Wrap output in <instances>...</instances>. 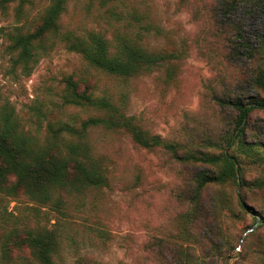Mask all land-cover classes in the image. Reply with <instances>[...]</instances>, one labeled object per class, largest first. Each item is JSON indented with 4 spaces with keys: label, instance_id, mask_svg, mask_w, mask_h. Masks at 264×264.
<instances>
[{
    "label": "rangeland",
    "instance_id": "1",
    "mask_svg": "<svg viewBox=\"0 0 264 264\" xmlns=\"http://www.w3.org/2000/svg\"><path fill=\"white\" fill-rule=\"evenodd\" d=\"M218 1L66 0L59 18L61 31L76 36L101 33L111 43V51L117 37L150 51H182L173 78H169L171 64L164 62L135 77L105 73L54 36L46 37V51H40L38 62L26 75L12 65L7 33L14 27L32 31L51 0H15L4 10L0 7V105L13 109L19 125L41 138L49 121L66 119L77 124L101 115L91 107L63 103V78L71 75L79 91L105 96L142 131L217 153L216 148L201 147L199 140L226 118L215 114L209 102L210 89L217 84L216 68L202 55L207 53L204 46L212 53L222 52L219 38L223 36L211 28L218 20L228 23L213 9ZM229 18L240 27L242 41L255 46L264 37V0H238ZM226 65L227 79H231L234 66ZM244 93L256 92L249 87ZM238 127L241 134L242 124ZM242 137L264 143V109L250 112ZM83 139L102 166L106 185L64 196L58 208L40 205L21 192L4 197L0 200V246H4L0 264H38L24 243L30 232L43 228L56 236L52 264H174L173 247L150 248L149 242L176 233L175 220L179 222L188 207L195 176L211 167L178 161L160 147H141L124 127L95 125ZM246 148L240 150L234 144L228 149L239 157V186L229 182L202 192L201 207L216 202L221 208L224 232L217 240V251L212 246L190 251L194 264H225L227 257L230 264H264V187H256L264 181V146ZM237 194L254 211L242 210ZM256 222L254 231L240 242L244 231Z\"/></svg>",
    "mask_w": 264,
    "mask_h": 264
},
{
    "label": "trees",
    "instance_id": "2",
    "mask_svg": "<svg viewBox=\"0 0 264 264\" xmlns=\"http://www.w3.org/2000/svg\"><path fill=\"white\" fill-rule=\"evenodd\" d=\"M14 1L0 0V7L4 10ZM25 1L20 0L22 3ZM237 1L219 0L215 3L213 9L228 20L227 24L218 20L211 25L215 32L219 31L223 36L219 38L222 52L212 53L204 46L207 53L202 54L216 68L217 84L210 89L209 102L215 114H224L226 118L213 133L207 129L212 134H203L205 139L201 138L199 143L206 149H218L217 153L200 149L196 143L189 148L182 141H166L156 134L142 131L132 122L131 117L120 112L105 96H95L86 90L79 91L72 76L68 75L63 78V103L91 107L101 115L91 116L77 124L66 119L49 121L41 138L19 125L13 109H9L8 105H0L1 202L4 197H15V194L21 192L40 205L52 204L58 208L64 202V196L81 194L87 188L106 185L104 170L83 138L86 131L95 125L107 128L124 127L141 147H160L178 161H198L211 167L203 169L195 176L188 207L181 214L179 222L175 220L176 233L164 238L154 237L149 242V247H173L177 253L174 264H194L190 251L196 248L204 247L203 249L208 250L212 246L217 251V240H221L224 232L222 211L216 202L203 204L201 207L202 192L211 185L229 182L238 185L235 165L239 163V157L228 152L232 145L236 144L240 150L246 146L248 150L253 145L264 146L261 141L248 142L242 137L249 124L250 112L264 109V37L255 46L242 41L240 27L229 21L230 10ZM65 2L66 0H51L32 31L22 32L19 27H14L7 33L8 51L13 55L12 65L24 74L28 75L38 62L40 51H46L43 47L46 37L54 36L64 41L68 49L80 53L90 66L105 73L124 78L135 77L164 62L171 64L173 70L169 78H173L176 60L183 56L182 51H150L138 42L122 37L115 39L114 51H111V43L101 33L88 32L86 35L76 36L71 32L61 31L59 18ZM206 17L211 19L209 15ZM205 23L209 24L210 21L206 20ZM203 43L205 45L207 40L203 39ZM238 48L242 51L239 52ZM209 54H212L211 58ZM228 63L234 66L231 79H227ZM249 87L256 92L252 96L244 93ZM240 124L241 134L233 138L236 127ZM256 187H264V181L257 182ZM236 196L242 210L246 213L249 210L254 211L246 206L241 194ZM253 231L254 229L246 235ZM10 232L11 230L8 233ZM54 235L53 230L43 228L35 233L30 232L25 239L24 247L31 249L38 264H52L51 254L57 249ZM0 250L3 253V245ZM236 253L238 251H234L235 255Z\"/></svg>",
    "mask_w": 264,
    "mask_h": 264
},
{
    "label": "water",
    "instance_id": "3",
    "mask_svg": "<svg viewBox=\"0 0 264 264\" xmlns=\"http://www.w3.org/2000/svg\"><path fill=\"white\" fill-rule=\"evenodd\" d=\"M240 125H241V124H240ZM238 129H239V127L235 130L234 135H233V138H234L235 135L237 134ZM235 170H236V174L238 175V168H237V165H235ZM239 184H240V183H239V181H238V186H239ZM249 213H250V212H249ZM252 214H253V213H252ZM256 219H257V221H258L259 216H256ZM256 226H257V222L254 223L250 228H248L247 230H245V232L243 233L242 238L240 239V242H242L243 237L246 235V233L249 232V231H252ZM238 254H239V253H236L235 257H237ZM230 258H231V257H228V258L226 259L225 264H230V263H229Z\"/></svg>",
    "mask_w": 264,
    "mask_h": 264
}]
</instances>
